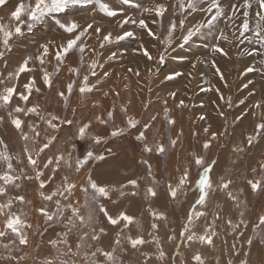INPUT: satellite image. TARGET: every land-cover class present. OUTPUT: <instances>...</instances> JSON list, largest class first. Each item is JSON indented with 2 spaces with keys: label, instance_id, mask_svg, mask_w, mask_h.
Here are the masks:
<instances>
[{
  "label": "snow or ice",
  "instance_id": "6c2138e0",
  "mask_svg": "<svg viewBox=\"0 0 264 264\" xmlns=\"http://www.w3.org/2000/svg\"><path fill=\"white\" fill-rule=\"evenodd\" d=\"M10 3L11 0H0V9H5ZM73 9H86L108 18H116L117 26L121 31L114 35L112 31L102 29L96 23L95 18L81 23L72 17ZM138 10L141 13L140 16L128 15L129 11ZM152 16L155 19H152L151 23L157 25L159 31H154L147 22V18ZM165 19H167L166 24ZM44 24L54 25L66 39L60 43L48 40L39 45L35 56L24 57L16 69L7 73L0 72V109H7L6 113L0 112V124L9 123L24 142L21 153L17 154L7 140L0 137V218H2L0 219V249L8 253L0 256V259L10 264H21L27 258L26 254L18 255V252L29 245L27 232L33 229V224L29 222L19 206L31 203V201L26 200L20 189L23 181L34 179L38 182V194L41 199L51 203L55 209L50 210L46 204H41L35 208V211L44 219L45 225L57 222L64 224L62 237L48 241L53 246L63 244L67 250L62 253L63 255L82 256L88 264H125L122 255L127 252L124 247V242H126L133 251L140 252L143 258L140 264H149L153 256L169 264V254L159 237L160 222L168 219L166 213L148 203L146 210L151 217L150 229L153 231L147 233L149 239H146L139 232L135 236L130 234L133 228L141 229L142 226L137 215L119 206L122 200L129 197L140 198L142 196L145 202L161 199L159 192L161 180L157 178L150 161L140 159L139 164L144 168L143 174L128 176L125 173L124 179L120 182L106 183L95 177L92 164L106 161L108 156L113 155L112 148L105 147L97 152L89 147L79 154L76 142L90 140L92 145L107 146L110 142L109 137L122 138L132 133L143 153L167 156L177 148L180 137L184 134L183 129L176 132L175 136L169 133L166 142L164 137H161L154 143H150V137L154 139L159 134V129H154V125L159 122V113H154L147 119L137 118L129 114L130 100L127 104L111 105L104 110L103 115L94 114V120H80L77 116V109L72 103L74 95L80 97L94 95L99 90L102 79L110 75L106 71L102 73V76L98 75L97 68L103 65L94 58L98 53L89 41L95 36L98 47L103 49L107 45L119 44L125 40H136L137 48L134 51L140 53L148 61L164 64L168 52L176 48L192 47L197 40L203 38L200 46L209 50L210 58H198L195 63H192V67L195 68L197 63L210 67L213 75L224 81L227 86L218 60H231L233 57L230 56V52L233 48L237 50V55L261 57L258 66L249 64L245 67L243 70L245 75L264 74V0H174V3L170 0H16L7 17L0 15V62L4 68L8 67V54L14 50V47L32 34L38 25ZM128 24L137 26L160 45L158 56L154 57L151 54L141 36L125 28ZM102 32L103 35H101ZM209 37H211V42H209ZM245 41H247V46L241 48V45H245ZM88 53H92L93 58L88 60L85 69ZM177 55L181 60L185 59L179 53ZM73 56H76L75 60ZM116 57L117 52H112L107 59L113 60ZM52 61L55 63L49 71L47 65ZM69 61L72 63L70 64ZM33 62L40 65L41 82L49 91L56 89L60 73L64 70L68 72L69 81L63 89H56L54 93L62 105L63 114L47 111L39 103L31 102L33 93L41 92L40 87L36 86L35 76L23 85V91L18 90L16 81L19 80L21 74L35 71L32 67ZM129 71L131 72L132 69ZM148 71L152 72V69ZM135 75L140 76L138 69ZM182 75L184 74L174 70L166 75L165 79L170 81ZM249 84L255 87V82L252 80L244 84V87L249 88ZM204 90H215L219 93V89L211 87ZM249 94L253 97L258 95V93H253L252 89H249ZM109 95V92H103L104 97ZM113 95L119 97L120 94L115 92ZM168 95L175 99L176 92H170ZM219 99L225 100L222 93ZM226 102L229 107L232 106L231 97H227ZM151 103V101L148 102V108L151 107ZM163 104L165 124L168 129H174L176 120L170 115L171 110L167 107V100H164ZM239 104L245 105L246 101L241 99ZM92 106L99 108V101H93ZM177 107H186L184 100H180ZM120 114L124 115L123 125L117 123ZM219 114L221 117L224 116L223 112ZM249 114L254 116V128L252 132L245 134L243 144L233 145L232 151L237 155L243 153L246 147H252L264 140V98L254 99L249 111L243 112L235 119L242 120ZM199 119L203 121L206 117L201 115ZM41 124L45 126L43 129ZM99 125H103L107 132H96L95 126ZM209 127H205L203 131L208 133ZM65 128L75 129L68 137L69 149L46 155L59 143L60 134ZM227 131L228 129L225 128L221 133L212 132L210 139L203 142L202 151H209L218 135H225ZM193 135L198 134L193 133ZM29 144L32 147H29ZM74 153L77 154L74 155ZM191 157V164L202 171L198 173V179L195 182L197 199L194 206H191L190 211L185 214L186 222L182 225L179 235L184 237L189 249L193 244L208 248L214 247L215 238L218 236L216 224L221 220L222 209L217 207L214 213H210L207 203L211 192L216 190L222 191L239 210L238 222L228 217L224 223L233 233L239 232L243 236L244 233L239 230L250 226L244 219L245 210L241 207L247 205V201L241 198L245 189L236 186L231 176L221 175L219 183H214L212 174L215 172L217 159L206 158L205 155L195 151L191 152ZM28 166H31L33 175L28 174ZM45 170H48L53 178L56 173L64 170L57 188H48L49 178L45 176ZM249 170L253 175L252 178L245 179L246 187L251 193H264V157L257 160L254 166L249 165ZM176 171H181V169L177 167ZM189 173L190 167L185 166L175 183L164 181L167 200L175 201L187 195V187L190 183ZM74 176L77 179H73ZM78 193L83 194L82 201L77 199ZM105 201L117 205L116 210H110L104 203ZM98 215H102L108 225L117 229L115 236L107 245L103 244V239L108 235V230L104 226H97ZM201 219L204 221V226L198 232L195 230L196 221ZM77 227L81 229V233L74 243H70L69 237ZM251 227L256 235L264 238V214L258 215ZM84 229L88 230L84 231ZM37 234L42 236L43 231L40 230ZM177 238V235L171 233L168 235L169 240ZM245 242L250 249L254 240L248 237ZM149 244L156 246L155 253L143 251L144 246ZM85 245L87 250L81 252ZM236 247L235 244L231 245L232 249ZM250 255V252L247 254L236 252L232 259L225 261V264H250L249 259L245 258ZM176 259L177 264H191L192 261L195 264H207L205 256L200 251L192 252L191 256L183 261L180 260V253H177ZM42 264H56V261L46 257ZM59 264H76V262L64 259ZM215 264H219V259L215 260Z\"/></svg>",
  "mask_w": 264,
  "mask_h": 264
},
{
  "label": "rangeland",
  "instance_id": "374dc122",
  "mask_svg": "<svg viewBox=\"0 0 264 264\" xmlns=\"http://www.w3.org/2000/svg\"><path fill=\"white\" fill-rule=\"evenodd\" d=\"M15 2L16 0H11L8 7L0 9V15L7 17L12 4ZM170 2L174 3V0H170ZM128 15L136 17L140 16L141 13L139 10L135 12L129 11ZM72 17L81 23L95 18L96 23L102 29L112 31L114 35L121 31L117 26L116 18H108L98 12L93 13L86 9H73ZM152 19H155V17L147 18L149 26L154 31H159L158 26L151 23ZM164 23H167V19L164 20ZM125 28L141 36L145 46L150 49L154 57L159 55L160 45L152 40L151 37L147 36L135 25L128 24L125 25ZM103 34L102 32L101 35ZM64 39L66 37L54 25H38L32 34H29L26 39L15 46L14 50L8 54L7 68H4L2 62H0V72L7 73L8 71H13L24 57L27 55L35 56L40 44L48 40H55L57 43H60ZM208 39L211 42V37ZM201 40H197L196 44L192 47L176 48L168 52L165 63L157 64L155 61H148L140 53L134 51L137 48L136 40L129 39L119 44L107 45L105 48L100 49L97 38L93 36L89 44L96 48L98 55H95L94 58L98 59L103 65V67L97 68V73L102 76V73L106 71L110 75L106 79H102V84L94 95L89 97L74 95L72 103L77 109L78 118L80 120H94V114L103 115L104 110L108 109L111 105L115 104L119 106L122 103L127 104L130 100L129 114L135 115L137 118L147 119L152 114L159 113V122L154 125V129H159V134L154 139L150 137V143H154L155 140L161 139V137H164L166 142L169 133L175 136L176 132L180 129H183L184 134L180 137L177 148L167 156L143 153L140 145L134 140L132 133L122 138L109 137L110 142L107 146L103 144L92 145L90 140L79 141L76 142L77 148L79 154H82L89 147H92L97 152L102 151L105 147L112 148L113 155L108 156L106 161H98L92 164V169L95 170V177L99 181L106 183L120 182L124 179L125 173L128 176L143 174L144 168L139 164L140 159L144 158L150 161L157 178L161 180L159 187L161 199L159 201L145 202L142 196L140 198L129 197L122 200L119 206L129 213L137 215L142 226L141 229L133 228L130 234L135 236L139 232L146 239H149L147 233L153 231L150 229L152 220L146 210L148 203L166 213L168 219L167 221L160 222L159 237L164 249L169 254V264H177V253H180V260L183 261L189 258L194 251H200L205 256L207 264H215L216 259H219V264H225V261L232 259L236 252H240L241 254L250 252L251 255L245 257L249 259L250 264H264V238L256 235L251 227L252 223L256 221L257 216L264 214V193H251L244 183L246 178H252L253 175L249 170V165L254 166L257 160L264 157V140L254 144L252 147H246L245 151L238 155L232 151L234 144L244 143L245 134L252 132L255 124L252 114H249L242 120H236L235 118L241 116L243 112L249 111L254 99L264 98V74L249 73L245 75L243 71L249 64L258 66L261 57L243 54L237 55V50L233 48L230 52V56L233 57L231 60L219 59L218 63L227 81V86H225L224 81L213 75L210 67L202 66L199 63L196 64L195 68L192 67V63H195L198 58H210L209 50L200 46ZM153 45H155L154 48ZM245 46H247V41H245V45H241V48ZM112 52H117V57L113 60H108L107 58ZM177 53L180 56H184L185 59L181 60ZM90 58H93L92 53H88L86 57L85 69ZM49 59L51 60V57ZM75 59L76 56H73V60ZM54 63L52 61L47 65L49 71L52 70ZM69 63L71 64L72 61H69ZM32 67L35 69L34 72L23 73L20 75L19 80L16 81L18 90L23 91V85L28 83L32 76H35L36 86L40 87L41 92H34L31 102L39 103L47 111L63 114L62 105L54 93L56 89H63L64 85L69 81L70 76L68 72L66 70L61 72L56 89L49 91L41 82L40 65L33 62ZM129 69H132V71L130 72ZM137 69L140 71L139 77L135 75ZM148 69H152V72H149ZM174 70L184 75L174 80H166L165 76ZM188 73H191V75H188ZM92 79L94 80L95 78ZM249 80L255 82L254 88L251 84H249V88L244 87V84L248 83ZM209 87L219 89V93L215 90H204ZM249 89H252V92L258 93V95L253 97L249 94ZM103 92H109L110 95L104 97ZM115 92H119V97L113 95ZM170 92H176L175 99L168 95ZM220 93L223 94L225 100L219 99ZM227 97H231V107L227 105ZM241 99L246 101L245 105L239 104ZM164 100H167V107L171 110V117L176 120L174 129H168L163 119L162 109L164 108ZM180 100H184L186 107H177ZM93 101H99L100 107L94 108L92 106ZM149 101L152 102L150 108L147 107ZM6 111L7 109H0V112L6 113ZM220 112L224 113L223 117L220 116ZM201 115L205 116L206 120H200L199 117ZM117 123L123 125V114L119 115ZM44 127L41 124V128L43 129ZM205 127H209L208 133L203 131ZM225 128L228 129L227 134L218 135L217 140L213 142V147L209 151L203 152L202 144L205 140L210 139V134L212 132L221 133ZM74 130L67 128L62 130L59 143L48 151L46 155H53L58 151L69 149L68 137ZM95 131L107 132V129L103 125H99L95 126ZM193 133H197L198 135H193ZM0 137H4L7 140L15 153H21L24 142L20 139L19 133L9 123L0 124ZM29 147H32V145L29 144ZM193 151L205 155L206 158L218 160L215 172L212 174L215 184L219 183L221 175L226 177L231 176L234 178L236 186L245 189L241 198L247 201V205H242L241 207L245 210L244 219L250 226L248 228L242 227L239 230L244 233L243 236L239 232L233 233L224 223V220L228 217L233 218L234 222H238L239 210L233 206L222 191L213 190L211 192L207 203L209 212L214 213L217 207L222 209L221 220L217 221L216 224L218 236L215 238V245L212 248L193 244L191 249H189L184 237L179 235L182 231V225L186 222L185 214L190 211V207L194 206L197 199L195 182L198 179V173L202 171L191 164V152ZM76 154L74 153V155ZM185 166L190 167V183L187 187V195L181 196L175 201L167 200L164 192V181L175 183ZM177 167L181 171H176ZM27 171L29 175L34 174L31 166L27 167ZM63 174L64 170L56 173L53 178L49 174V171L45 170V176L49 178L48 188H57L60 185V178ZM109 175L112 176L110 177ZM73 179L77 178L74 176ZM233 190L235 191V188ZM20 191L25 195L26 200L31 201V203H25L19 207L23 209L29 222L33 224V229L27 232L30 240L29 245L18 252V255L26 254L27 257L21 264H42L46 257L54 259L56 264H59L64 259L75 260L76 264H88L82 256L67 257L63 255L62 253L67 251L63 244L53 246L48 243L49 240H56L58 237H62L64 224L57 222L45 225L44 219L35 211V208L41 204H46L50 210H55L51 203L43 201L39 196L38 182L34 179L23 181ZM77 199L82 201L83 194L78 193ZM104 203H106V206L110 210H116L117 205H113L107 201ZM209 219H211V216H209ZM96 224L97 226H104L108 230V235L103 239V244L107 245L115 236L117 229L108 225L102 215L97 216ZM203 226V219L196 221L195 230L199 232ZM40 230L43 231L42 236L37 234ZM87 230L84 229V231ZM80 233L81 229L77 227L75 232L69 237V242L74 243ZM170 233L177 235L178 238L169 240L168 235ZM248 237L254 240L250 249L245 242ZM232 244H235L237 247L232 249ZM124 247L127 249L126 254L122 255L125 264H140L143 259L140 252L133 251L126 242H124ZM86 250L87 246L85 245V248L81 249V252ZM9 251H12V249H9ZM143 251L155 253L156 246L154 244L145 245ZM7 254L3 249H0V256ZM0 264H10V262L0 259ZM149 264H165V262L159 261L153 256ZM191 264H195V262L192 261Z\"/></svg>",
  "mask_w": 264,
  "mask_h": 264
},
{
  "label": "bare ground",
  "instance_id": "6f19581e",
  "mask_svg": "<svg viewBox=\"0 0 264 264\" xmlns=\"http://www.w3.org/2000/svg\"><path fill=\"white\" fill-rule=\"evenodd\" d=\"M142 76H143V75H142ZM262 86H263V85H262ZM110 174H111V173H110ZM113 175H115V174H113ZM109 176H110V175H109ZM111 176H112V175H111ZM111 176H110V177H111ZM115 178H116V177H115Z\"/></svg>",
  "mask_w": 264,
  "mask_h": 264
}]
</instances>
